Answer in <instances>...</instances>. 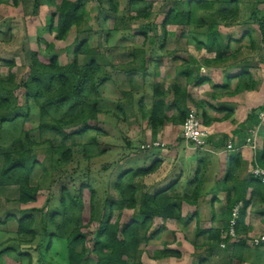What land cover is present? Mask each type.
I'll return each mask as SVG.
<instances>
[{"label":"crops","instance_id":"1","mask_svg":"<svg viewBox=\"0 0 264 264\" xmlns=\"http://www.w3.org/2000/svg\"><path fill=\"white\" fill-rule=\"evenodd\" d=\"M60 1L0 0V36L8 37L5 40L0 38V51H3L0 52V70H5L7 76L2 79L9 78L8 62H15L19 66L22 57H29V61H32L33 53L23 51L26 44L16 52L9 48L15 30L27 31L25 39H36L39 43L47 32H53L52 28L57 26L58 14L52 12ZM144 1L130 0V4H144ZM210 1L198 5L194 0H166L163 22L151 26L161 31V37L155 39L156 47L150 50L145 48L146 40L142 47L135 44L130 27L113 28L116 30L112 33L114 36L122 35L117 45L126 48L125 56L128 53L131 55V60L123 65L131 68H127L130 70L125 71L124 75L152 76L153 71L149 67L156 66V63H149L147 59L162 52L165 53V64L171 68L170 73L163 77L167 79L166 86L169 88L158 91L160 86H151V100L140 99L137 106L141 126L137 137L140 135L147 139L143 140V145L159 141L165 146L143 152L147 156L140 161V168L134 170H154L137 177L135 185L139 195L165 194L176 206L173 208L175 216L167 220L156 219L149 233V245L159 243L162 250L157 256L149 254L148 264H174L187 258L191 259L192 264H212L218 258L216 252L220 251L227 254L231 263L252 264L246 257L249 254L246 253L248 241L264 234V196L255 186L256 183L264 185L252 175L255 167L264 168V118H259L264 111V0H239L229 7L215 0ZM118 2H112L114 5L117 3L114 12L108 4L101 6L97 0L88 1L85 16L91 10L96 16L92 21L85 17L87 29L94 30L102 19L104 26V22L109 20L107 13L116 16L119 12ZM181 14H189V20L185 22L180 19L181 23L177 22V15ZM148 16H153L152 8H149ZM2 29L6 31L2 33ZM33 30L35 34L31 36ZM83 31L86 29L80 32ZM112 39H104L102 48L112 46ZM131 46L132 49H129ZM94 51L100 52L98 49ZM136 54L140 57V63L141 58H145L143 69L136 63L134 67ZM158 102L162 103L164 109L158 117H164L165 122L154 131L150 117ZM191 108L197 110L209 131L206 145L202 148L183 138L182 126ZM250 128H255L257 132L253 145L247 143ZM230 168L233 172L229 176ZM8 187L11 186L1 187L0 190ZM240 203L242 206L244 204L245 209L238 222L237 239L235 241L228 237L229 243H225L223 249L220 246L222 242L218 244L214 239L220 237L221 241H227L232 209ZM18 204L32 208L36 202ZM22 211L20 217L15 216L17 219L22 217L25 212ZM125 215L126 212L119 215L122 224L131 222L124 218ZM142 220L138 210L136 219L132 221ZM11 221L17 223L13 217ZM15 235L16 241L24 249L38 245L37 242L53 245V239L45 238L42 234L34 238L20 235L18 223ZM3 238L0 241V248H3L0 250V264H7L15 255V250L11 246L13 240ZM240 239L246 240V246L235 247ZM263 248L255 251L262 252ZM164 252L167 255H163ZM21 254L27 259L31 255L24 250ZM5 257L7 260L4 262ZM141 260L145 264L144 256Z\"/></svg>","mask_w":264,"mask_h":264},{"label":"rangeland","instance_id":"2","mask_svg":"<svg viewBox=\"0 0 264 264\" xmlns=\"http://www.w3.org/2000/svg\"><path fill=\"white\" fill-rule=\"evenodd\" d=\"M144 2V4L138 3L134 5L130 4V0H119V12L116 16L107 13L106 15L109 16V20L104 22V26L101 23L103 19L100 23H97L98 27L95 26L94 30H88L87 24L82 23L78 27L74 26L63 40H57V26L52 28L53 32H47L46 37L42 38L39 43L35 38V40H32V38L29 41L28 39L26 40L27 31L21 29L15 30V36L11 41L10 49L16 52L23 47V44H26L24 45V52L37 53L44 58L57 56L63 65L70 63L76 50L83 42H86L90 49H98L100 52L95 56L79 55L78 65L84 68L94 60L101 67V71L96 74L95 78V84L98 88L94 89L89 83L83 93L87 102L96 103L97 111L101 114H98L95 122H90L97 130H90L84 135H76L74 138L63 141L58 134L49 130L46 126L41 129L40 125L42 123L51 125L55 120L67 122L73 119L76 112L82 109V106L79 105L78 109L75 108V111H71L68 105L64 106V108L56 109L49 107L45 109L46 113H42L40 110L42 100L34 101L30 99L26 101V91L20 90L17 92L18 105L25 109L22 112L28 114V116L20 118L13 125L6 126V130L2 133V141L0 136V144L5 147L19 148L20 145H24L25 143V134L30 135V139L34 143L31 150L33 163L30 184L32 187L40 189V192L36 205L32 208H24L18 204L19 188L17 186L0 190V241H2V237L13 240L11 246L15 250V255H12L11 260H8L7 264H69L65 241L53 239L52 246L48 242L45 244L37 242L40 246L32 245L31 247H25V249L21 248L16 241L15 235L17 223H13L11 218L15 216L20 217L22 210L25 212L41 210V212L32 213L36 217V229L41 233L40 229L48 214L52 211H60L61 188L66 187L75 194L82 184H87L95 190L96 207L103 209L106 207L108 200L116 201L120 198L115 185L121 174L128 170L140 168V161L147 156L141 150L143 142L147 141V139H143L140 135L137 137L140 134L139 128H141L139 125L140 113L137 108L138 101L140 99L142 101L151 100V86L154 88L160 86V89L158 87V91L169 88V86H166L167 79L163 77H165L167 72L170 73L171 68L165 64V53L162 52L157 56H149L147 59L149 63L152 61L156 63V66L149 67V70L153 71L152 76L141 77L136 73V76L133 74H130V76L124 75L125 71L130 70L127 68H131L130 66H123L126 65L125 63H128V60H131V55L128 53L125 56L124 49L126 48L117 45V42L122 39V35L114 36L112 34L116 31L113 28H117L118 30L122 26H128L132 30L131 33L134 35L133 38L137 46L142 47L146 40L148 41L145 43L146 49L155 48V39L161 37L159 35L161 31L152 29L151 26H157L163 22V17L166 13V0H145ZM148 3H151V5L149 6ZM149 8L153 10L152 17H146ZM55 11L56 9H53L52 13ZM94 16H96V13L94 14L93 10H91L89 13H86L85 17L92 21L95 18ZM83 29H86V31L80 32ZM5 31L1 30L2 33ZM34 34L35 30L30 35ZM102 37L103 39H101ZM4 38L1 39L5 40ZM108 38H113V44L103 49L104 39ZM132 47L129 49H132ZM0 52L2 53L3 51ZM2 55L5 54L3 53ZM108 57L110 61H108ZM134 59V67L136 68L135 63L137 66L140 64L139 55L134 57ZM31 63L32 61H29V57L27 59L22 57L19 60V66H16L17 70H15L16 82L21 83L25 81ZM19 69L21 70L19 71ZM4 73L5 70H0V79L7 77L6 73ZM154 73L156 74L154 75ZM105 79L107 81L103 84L102 81H105ZM170 83L172 82L170 81ZM54 89L56 90L57 88L55 87ZM52 92L45 94L46 97ZM141 95L142 98H139ZM27 108L28 110H26ZM72 127L73 129L70 132L80 130L79 127ZM61 145L71 149L72 161L62 167H57V157L53 153L52 147H59ZM83 155L89 157L85 158ZM3 159V155H0V169L2 168ZM83 200L85 206L82 212V221L83 223H87L90 212L89 191L86 190L84 192ZM137 211L116 210L115 215L118 216L121 212L122 214L126 212L124 218L132 221L136 219ZM95 227L96 224H92L91 229ZM155 230L154 228L153 231ZM92 246L93 241L89 239L86 244V249L89 252V259L86 260V264H95L96 262V259L90 253ZM160 246L162 247L159 243L156 246H150L149 242L142 243L139 248V258L137 260L131 259L129 262L131 264H143L141 259L144 256L143 261L145 264H148L147 256L149 254L152 256L159 255L162 250ZM247 247L249 248L246 250V253H249L246 256L247 259L252 264H258L256 262L264 264V248L262 252H259L255 251V248H252L249 244ZM2 249L0 248V250ZM77 249L81 251V246ZM23 250L24 252L31 253L30 258L27 259L25 255L21 254ZM224 251H228V249ZM216 255L218 258L212 261V264H235L227 259V254L223 251L216 252ZM5 260H7L6 257L4 262ZM174 264H192V262L191 259L187 258L186 261L180 260Z\"/></svg>","mask_w":264,"mask_h":264},{"label":"trees","instance_id":"3","mask_svg":"<svg viewBox=\"0 0 264 264\" xmlns=\"http://www.w3.org/2000/svg\"><path fill=\"white\" fill-rule=\"evenodd\" d=\"M88 1L90 0H61L60 4H55L58 14L57 40H63L74 26L78 27L84 23L85 6ZM97 1L101 6L108 4L114 12L117 10V3L114 5L112 3L113 0ZM194 1L198 5L208 3V0ZM215 1L226 7L239 2V0ZM209 2L211 3L210 0ZM180 19L187 22L189 20V14L177 15V22L181 23ZM167 21L168 19L164 23L166 24ZM97 53L98 51L90 49L87 43L83 42L67 65H63L57 56L44 58L34 53L32 55L30 73L25 81L21 83L16 82L15 70L17 67L15 62H8L9 78L7 80L0 79L1 141L2 133L6 130V126L13 125L20 118L28 116V114L22 112L24 108L18 105L17 92L20 90L26 91V101L30 99L34 101L42 100L40 103L42 113H46L47 111L45 109L49 107L56 109L64 108V106L68 105L71 111H75V108L78 109L79 105L82 106V109L76 112L73 119L67 122L55 120L51 125L47 123L40 125L41 129L46 126L49 130L58 134L63 141L74 138L76 135H84L90 130H97L90 122H95L98 114L101 113H98L96 103H90L85 100L83 93L89 83L94 89L98 88L95 84V78L96 74L101 71V67L94 60L84 68L78 65L79 55L95 56ZM141 59L140 65L143 69L145 66V58ZM110 66L112 67V65ZM106 81L105 79L102 83L104 84ZM55 87L57 88L56 90L54 89ZM53 90L54 92H52ZM50 92L52 93L46 97L45 94ZM175 105H177V102ZM163 110L161 102L155 104L150 117L154 131L165 122L164 117H158L162 115L159 113H163ZM181 114H183L182 110ZM71 124L74 127H79L80 130L70 132L73 129L72 126L70 127ZM24 138L25 143L24 145H20L19 148L5 147L0 144V155L4 157L2 168L0 169V188L17 186L19 188L18 202L20 204L37 202L40 192V189L32 187L30 184L33 163L31 150L34 143L31 141L29 134H25ZM48 143L50 144V142ZM52 150L57 157V167L71 163V149L61 145L59 147H52ZM83 156L85 158L89 157L87 155ZM153 170V168L147 170L138 169L128 170L122 173L115 185L120 198L116 201L108 200L106 207L103 209L96 207V192L89 185H80L75 194L66 187H62L60 190V211H52L48 214L47 219L43 221L40 229L41 233L36 229V217L32 214L41 212V210L24 212L19 219L13 217L18 223V233L20 235L31 236L32 238L38 234H42L44 237L50 239L57 238L65 241L69 264H86V260L89 259L86 244L89 239L93 241L90 253L96 259L95 264H131L129 262L131 259L137 260L140 256V245L150 241L151 236H149V233L155 225L156 219L167 220L175 216L173 208L176 206L167 195H139V191L135 185V179L140 175H147L153 172ZM232 172L233 170L230 168L229 176L232 175ZM255 186L264 196L263 190L261 189L262 185L256 183ZM262 188L264 189V186ZM86 190L90 193V212L88 222L83 223L82 212L85 206L83 195ZM244 209L243 204L241 217ZM116 210H139V214L143 220L141 222L131 221L128 224H122L121 216L115 215ZM92 224H96V227L93 229H91ZM214 240L218 244L221 242L222 244L229 243L228 238L227 241L226 239L221 241L220 237H216ZM79 246H81V251L77 249ZM234 246L242 248L246 246V240L240 239ZM163 255H167V252H164Z\"/></svg>","mask_w":264,"mask_h":264},{"label":"built area","instance_id":"4","mask_svg":"<svg viewBox=\"0 0 264 264\" xmlns=\"http://www.w3.org/2000/svg\"><path fill=\"white\" fill-rule=\"evenodd\" d=\"M259 118H264V111L259 115ZM256 129H249V137L247 138V143L253 145L256 138ZM183 138L192 143L197 148H202L206 145L207 139L209 137V131L203 124L202 118L196 109L191 108L187 114V117L182 126ZM165 145L161 142H148L141 146V150L150 151L157 148H163ZM252 175L259 179L264 185V168L255 167L252 170ZM242 204L236 205L231 212V220L229 222V229L226 234V238L237 239V228L238 222L241 216ZM249 246L258 249L264 247V234L260 236H254L248 241ZM225 243L221 244V248H225Z\"/></svg>","mask_w":264,"mask_h":264}]
</instances>
